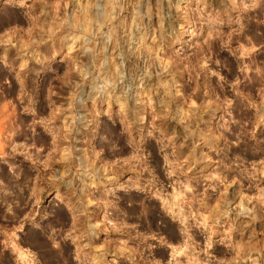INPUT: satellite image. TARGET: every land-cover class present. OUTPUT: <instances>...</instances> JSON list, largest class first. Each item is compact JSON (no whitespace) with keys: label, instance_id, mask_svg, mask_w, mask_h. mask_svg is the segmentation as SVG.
<instances>
[{"label":"rangeland","instance_id":"rangeland-1","mask_svg":"<svg viewBox=\"0 0 264 264\" xmlns=\"http://www.w3.org/2000/svg\"><path fill=\"white\" fill-rule=\"evenodd\" d=\"M0 264H264V0H0Z\"/></svg>","mask_w":264,"mask_h":264}]
</instances>
